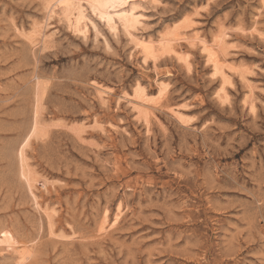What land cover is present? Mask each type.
<instances>
[{"label":"rangeland","instance_id":"obj_1","mask_svg":"<svg viewBox=\"0 0 264 264\" xmlns=\"http://www.w3.org/2000/svg\"><path fill=\"white\" fill-rule=\"evenodd\" d=\"M56 3L0 0V264H264V0Z\"/></svg>","mask_w":264,"mask_h":264},{"label":"bare ground","instance_id":"obj_2","mask_svg":"<svg viewBox=\"0 0 264 264\" xmlns=\"http://www.w3.org/2000/svg\"><path fill=\"white\" fill-rule=\"evenodd\" d=\"M57 3L56 5H60V12L63 14V18H66L69 23L76 29L79 31L84 32L87 29L88 23H87V16L85 14V9L83 8V5L81 4V1L86 2L90 5V7L92 6L94 9L100 11V13H102V15L106 18V20L112 24L113 26L117 23H121L122 26H124L126 31L128 30L129 35L131 37V39L135 42L136 46H142L143 41H142V37L140 38V36H138L135 32L136 26L134 25L137 21H138V15L137 12L135 10V7L132 5L129 6H123V7H110L107 6L108 5V0H72V3L70 5H65L64 0H56ZM138 0H128V3H133L136 2ZM141 1V0H139ZM137 5V3H136ZM53 6V5H52ZM85 7V6H84ZM53 8V7H52ZM55 9V8H54ZM92 9V8H91ZM57 10V9H56ZM55 10V12H56ZM52 14L53 11H50ZM59 12V11H58ZM49 13V12H47ZM61 14V15H62ZM99 14V13H98ZM49 17V16H48ZM50 18V17H49ZM49 20V19H48ZM62 20V19H61ZM89 22V21H88ZM47 26V25H46ZM119 27V26H118ZM123 28V27H122ZM134 29V30H133ZM44 30V29H43ZM88 33V32H87ZM167 35V34H166ZM43 38L45 37V33H43L42 31V35ZM160 36V35H159ZM174 36V35H173ZM177 36V35H176ZM175 36V37H176ZM161 37V36H160ZM177 38H179L177 36ZM145 39V38H144ZM183 38H181L182 40ZM175 40V38H172L171 36L168 37L165 36L163 37V39H161V41L159 40L161 47L163 49H168L169 51L176 53L177 55H179L181 57L182 55V59H184V61H187V58H183V54L181 51L177 50L176 47L173 45V41ZM180 40V39H179ZM178 40V41H179ZM202 40V39H201ZM142 41V42H141ZM158 42V43H159ZM182 42V41H180ZM189 42V40H188ZM202 42V51L206 54V58L209 60V62L213 65V69L215 70L216 73H219L223 79H227L229 78V71L232 67L230 66V68H228V71L225 70V65L224 62L221 58V53L216 49V46H219V40H215L213 41L212 44H208V42L206 41H201ZM154 43V42H153ZM188 44V43H187ZM190 45H192L191 43H189ZM145 46V45H144ZM154 46V44H153ZM177 46V45H176ZM148 47V46H147ZM142 48V47H140ZM154 48V47H153ZM155 49V48H154ZM142 50V49H141ZM146 54H153V49H145ZM144 52V53H145ZM154 55V54H153ZM223 56V55H222ZM155 57V56H153ZM186 57H189V55H186ZM181 59V58H180ZM143 62V61H142ZM187 63V62H186ZM233 70V69H231ZM235 70V69H234ZM232 73V72H231ZM246 78V77H245ZM149 79V78H148ZM222 79V80H223ZM225 84V82H224ZM223 85V84H222ZM167 86V85H166ZM225 86V85H224ZM101 87V86H100ZM168 89V88H167ZM100 91V97H104L106 95H108V92L99 89ZM157 90H158V94H161L164 92L165 90V85L162 81L157 80ZM254 91V90H253ZM97 92V91H96ZM166 92V91H165ZM99 96V95H98ZM124 97V96H123ZM136 97V96H135ZM130 102V101H129ZM153 103V102H152ZM151 101L148 98V94L146 92V89L144 87H140L139 88V94L137 96V98L135 99V101H132L133 106H131L134 110L137 111V113H143L146 117V125L148 126V124H150L149 122V118H150V109L152 106ZM153 107V106H152ZM154 109V108H153ZM156 109V108H155ZM166 109V108H165ZM171 112V111H170ZM172 114H174L176 116V118L178 117L180 120H182L181 117V112L180 111H176V110H172ZM152 116V115H151ZM138 117V116H137ZM154 119V118H153ZM145 124V123H144ZM150 126V125H149ZM23 150V149H22ZM23 153V152H22ZM24 154V153H23ZM23 156V155H22ZM25 156V155H24ZM25 159V158H23ZM26 170V169H25ZM24 170V172H25ZM27 174V173H26ZM28 178H30L29 176H27ZM29 183L30 180H29ZM33 185V184H32ZM121 210V209H120ZM124 212V211H123ZM116 216V214H115ZM105 218V217H104ZM120 218V217H119ZM115 219V217H114ZM113 219V220H114ZM117 219V218H116ZM121 219V218H120ZM107 220V219H106ZM119 220V219H118ZM105 222V221H104ZM115 222V221H114ZM117 222V221H116ZM117 224V223H116ZM115 223L111 224L112 227L113 225H116ZM102 225V224H101ZM104 236V235H103Z\"/></svg>","mask_w":264,"mask_h":264},{"label":"snow or ice","instance_id":"obj_3","mask_svg":"<svg viewBox=\"0 0 264 264\" xmlns=\"http://www.w3.org/2000/svg\"><path fill=\"white\" fill-rule=\"evenodd\" d=\"M65 5H70L72 0H64ZM128 0H108V5L110 7H123L127 5Z\"/></svg>","mask_w":264,"mask_h":264}]
</instances>
